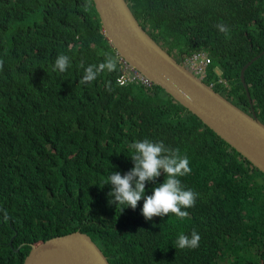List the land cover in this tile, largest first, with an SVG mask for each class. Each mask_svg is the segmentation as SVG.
<instances>
[{"label": "trees", "instance_id": "1", "mask_svg": "<svg viewBox=\"0 0 264 264\" xmlns=\"http://www.w3.org/2000/svg\"><path fill=\"white\" fill-rule=\"evenodd\" d=\"M125 1L170 55L206 53L202 81L222 78L212 88L244 111L238 70L255 56L242 77L264 123V0ZM105 53L114 55L91 0H0V264L74 229L109 264H264V174L157 85H118L119 63L79 85L81 61L98 65ZM61 54L64 73L52 70ZM144 139L188 156L191 174L180 179L198 198L186 219L146 221L143 199L121 213L109 205L107 178L134 167L128 145ZM163 181L146 183L145 195ZM192 231L199 246L176 248Z\"/></svg>", "mask_w": 264, "mask_h": 264}, {"label": "water", "instance_id": "2", "mask_svg": "<svg viewBox=\"0 0 264 264\" xmlns=\"http://www.w3.org/2000/svg\"><path fill=\"white\" fill-rule=\"evenodd\" d=\"M114 55L157 85L264 174V123L254 114L238 70L249 111L242 110L192 74L156 43L132 15L125 0H91ZM264 48L260 50V53ZM20 264H109L92 239L74 229L31 243Z\"/></svg>", "mask_w": 264, "mask_h": 264}, {"label": "clouds", "instance_id": "3", "mask_svg": "<svg viewBox=\"0 0 264 264\" xmlns=\"http://www.w3.org/2000/svg\"><path fill=\"white\" fill-rule=\"evenodd\" d=\"M84 11L88 10V5L83 6ZM217 29L227 37L229 29L223 24H217ZM118 58L110 53H105L103 62L91 64L85 67L81 61L79 67L83 69V76L79 80V85H87L95 81L103 72L109 73L117 70ZM70 67V58L67 55H58L53 66V71L64 73ZM3 68V61L0 60V70ZM126 80L121 77L117 80L120 86L125 85ZM108 90L112 88L109 85ZM131 152L129 156L134 163V167L125 175L112 173L107 178L105 185H111L108 193L109 205H115L120 209V213L125 208L137 207L139 201L143 199L142 216L146 221H151L153 217L175 216L179 220H184L189 216L186 209L195 206L198 193L191 189L185 190L181 183V177L191 174L189 158L186 154L181 155L179 149L167 147L163 142H153L149 139L136 141L128 145ZM163 174L162 184L152 189V195H145L146 183H154ZM7 217V213H5ZM200 235L192 231L190 236L180 234L175 241V247L183 249H195L199 246Z\"/></svg>", "mask_w": 264, "mask_h": 264}, {"label": "built area", "instance_id": "4", "mask_svg": "<svg viewBox=\"0 0 264 264\" xmlns=\"http://www.w3.org/2000/svg\"><path fill=\"white\" fill-rule=\"evenodd\" d=\"M119 61V66L121 67V71L116 77V80H118L121 77H124L126 81H139L145 85H149V80L140 75L135 69L127 65L120 57L116 56ZM180 62L195 76H197L200 80H202L205 76V70L206 65L209 63L210 59L209 56L204 53L203 51H191L187 54H184L179 58ZM216 74H218L216 71H214ZM219 81L223 82L222 78L217 77L215 80H210L209 83H207L209 86L212 87V84L218 83Z\"/></svg>", "mask_w": 264, "mask_h": 264}, {"label": "rangeland", "instance_id": "5", "mask_svg": "<svg viewBox=\"0 0 264 264\" xmlns=\"http://www.w3.org/2000/svg\"><path fill=\"white\" fill-rule=\"evenodd\" d=\"M213 69V71H216L217 73L219 72V70H218V68L216 67V68H212ZM204 70H205V73H207V70H206V68H204Z\"/></svg>", "mask_w": 264, "mask_h": 264}, {"label": "flooded vegetation", "instance_id": "6", "mask_svg": "<svg viewBox=\"0 0 264 264\" xmlns=\"http://www.w3.org/2000/svg\"><path fill=\"white\" fill-rule=\"evenodd\" d=\"M172 57H174V56H172ZM175 58V57H174ZM176 60H177V58H175ZM248 108V107H247ZM248 111H249V109H248ZM248 111H246V112H248Z\"/></svg>", "mask_w": 264, "mask_h": 264}]
</instances>
